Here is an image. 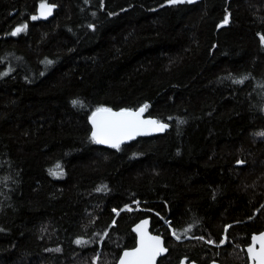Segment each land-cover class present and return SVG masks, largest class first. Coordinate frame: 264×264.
<instances>
[{"label":"trees","instance_id":"1","mask_svg":"<svg viewBox=\"0 0 264 264\" xmlns=\"http://www.w3.org/2000/svg\"><path fill=\"white\" fill-rule=\"evenodd\" d=\"M145 105L164 135L92 139L98 108ZM260 133L264 0H0V264H116L145 218L158 264H248Z\"/></svg>","mask_w":264,"mask_h":264},{"label":"snow or ice","instance_id":"2","mask_svg":"<svg viewBox=\"0 0 264 264\" xmlns=\"http://www.w3.org/2000/svg\"><path fill=\"white\" fill-rule=\"evenodd\" d=\"M183 0H169V3L176 4L181 3ZM191 2V0H188ZM53 8L46 2L40 5L41 16L47 17L50 15ZM37 17H32L36 19ZM225 24L228 23L226 18ZM26 27V25L24 26ZM23 28L18 27L13 35L22 31ZM48 63H51L49 61ZM242 83V80L236 81ZM79 101H73V104H77ZM141 108L139 112H132L128 110L113 112L109 108H98L92 115V123L95 131L92 133V139L96 143L109 144L113 148H119L120 144L125 139H131L135 135L144 134V125H152L154 130L163 131L168 127L167 124L161 123L155 120H141L140 117L144 112L145 108ZM264 135V133H260ZM59 168V166H57ZM54 174L55 170H54ZM147 221L144 224L137 227V232L140 234V247L134 251L125 252L124 258L121 260V264H155L156 257L161 253L166 252L167 249L163 247V241L158 236L147 235L146 228ZM186 231H190L187 229ZM176 233L173 232V235ZM179 239V236H177ZM253 245L249 246L247 251L251 255V259L256 261L257 264H264V234L252 237ZM77 243H87V241H77ZM259 245L257 250L255 245Z\"/></svg>","mask_w":264,"mask_h":264},{"label":"water","instance_id":"3","mask_svg":"<svg viewBox=\"0 0 264 264\" xmlns=\"http://www.w3.org/2000/svg\"><path fill=\"white\" fill-rule=\"evenodd\" d=\"M142 108H144V107H142ZM140 109H141V108H140ZM140 109H137V110H128V111L139 112ZM112 111H113V112H120V111H124V110H112ZM94 113H95V112H94ZM92 115H93V114H92ZM92 115H91L90 118H89V125H90L91 130H92V133H93V132L95 131V128H94L93 123H92ZM140 119H141V120H144V121H146V120H155V121H158V120L155 119V118H152V117L147 116V115H146V109H145L144 112L142 113ZM161 123L167 124L168 127L165 128L163 131H157V130H154V128H153L152 125H147V124H146V125L143 126V127H144V130H145V131H144V134L135 135V136H134L133 138H131V139H125V140L120 144V146L123 145V144L129 143V142H135V141H137L138 139H145V138H151V137H155V136H159V135H164L166 132H168V130H169V128H170V125H169L168 123H166V122H161ZM98 144L101 145V146H103L104 148H107V149H109V148H113V147H111L109 144H106V143H105V144L98 143ZM145 221H147L146 228H145V231H146L147 235H149V236H158V237L163 241V247L167 249L166 252H163V253H161L159 256L156 257L155 264H158V261H159L161 258H164V257L168 254L169 250H168V248L166 247V244H165V238H164L163 236H161V235L154 234V233L151 231V219H150V218H145V219L139 221V222L133 227V232H134V234H135V236H136L135 247L132 248V249H129V250L124 251V252L122 253L121 257L118 259V261H117L116 264H121V260L124 258V253H125V252H131V251H134L136 248H139V247H140V234H139V232H137L136 229H137L138 226L144 224ZM260 234H264V231L261 232V233L253 234V235L251 236V239H250V244H249L248 246L245 247V253H246V256H247V258H248V264H257L256 261H253V260L251 259V255L248 253L247 249H248L249 246H252V245H253L252 237H254V236H258V235H260ZM255 247H256L257 250L259 249V245H258V244H256ZM178 264H197V263L194 262V261H189L188 258L184 257V258H182V259L180 260V262H179ZM210 264H220V263L213 261V262H211Z\"/></svg>","mask_w":264,"mask_h":264},{"label":"rangeland","instance_id":"4","mask_svg":"<svg viewBox=\"0 0 264 264\" xmlns=\"http://www.w3.org/2000/svg\"><path fill=\"white\" fill-rule=\"evenodd\" d=\"M196 1H198V0H191V2H196ZM183 2H188V0H183ZM40 18H44V16H41L40 15ZM18 34V33H17Z\"/></svg>","mask_w":264,"mask_h":264},{"label":"bare ground","instance_id":"5","mask_svg":"<svg viewBox=\"0 0 264 264\" xmlns=\"http://www.w3.org/2000/svg\"><path fill=\"white\" fill-rule=\"evenodd\" d=\"M20 58H21V57H20ZM168 131H169V130H168ZM60 173H62V172H60ZM127 250H129V249H127ZM125 251H126V250H125ZM123 252H124V251H123ZM123 252H122V253H123ZM121 255H122V254H121ZM121 255H120V257H121ZM120 257H119V258H120ZM158 262H159V261H158Z\"/></svg>","mask_w":264,"mask_h":264}]
</instances>
